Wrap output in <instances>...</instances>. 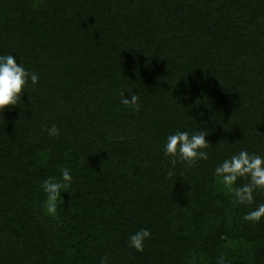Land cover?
<instances>
[{"label":"trees","instance_id":"obj_1","mask_svg":"<svg viewBox=\"0 0 264 264\" xmlns=\"http://www.w3.org/2000/svg\"><path fill=\"white\" fill-rule=\"evenodd\" d=\"M9 54L39 80L0 116V264H264V217L243 219L264 191L229 207L213 183L242 150L264 159V0H0ZM201 130L208 159L173 167L167 137ZM63 168L49 215L41 185ZM190 197L198 227L176 230ZM224 231L250 260L224 255Z\"/></svg>","mask_w":264,"mask_h":264},{"label":"clouds","instance_id":"obj_2","mask_svg":"<svg viewBox=\"0 0 264 264\" xmlns=\"http://www.w3.org/2000/svg\"><path fill=\"white\" fill-rule=\"evenodd\" d=\"M29 79L35 85L39 77L36 73H30L16 58L9 55H0V116L10 106L15 107L21 101L22 90H25ZM121 103L139 111L141 105L138 103L139 96L135 93L126 98L123 91L120 92ZM49 136H59L60 130L53 124L46 129ZM208 133L197 131L190 134L187 131H177L167 137L164 145V155L171 157V164L175 167L177 160L184 162L188 167H192L199 160H207L208 153L204 149L210 146L206 140ZM169 176L172 172L169 171ZM215 176L229 188L237 203H252L253 193L256 189L264 191V159L260 155L250 154L247 151H240L238 154L226 159L215 168ZM238 178H245L249 183L240 187H234ZM72 176L69 169H61V176L48 178L42 182V189L46 193L45 208L49 215L56 213L57 201L62 199L61 192L67 191L71 186ZM264 217V203L255 210H251L244 215L243 219L248 222L258 223ZM151 238V233L147 229H142L130 237L129 247L138 252H143L144 241ZM107 257H104L101 264H107ZM217 264H225V257L221 255L217 259Z\"/></svg>","mask_w":264,"mask_h":264},{"label":"rangeland","instance_id":"obj_3","mask_svg":"<svg viewBox=\"0 0 264 264\" xmlns=\"http://www.w3.org/2000/svg\"><path fill=\"white\" fill-rule=\"evenodd\" d=\"M214 183V187L217 191V195H229L230 196V202H231V206L229 207H235L237 206V202H234L235 201V197L233 195V193L229 190V188L227 186H225L221 180L219 178H216L215 181L213 182ZM234 187H236L234 185ZM182 193V191H181ZM179 193V194H181ZM182 195V194H181ZM189 195H187V197L185 198H188ZM192 199V197H190ZM187 200V207H181L180 209H178V211L173 215L172 218H174V224L173 226H175L176 230L182 228L183 230H186V229H190L192 226L194 228L198 227V223H196V221L194 222V216L193 215H197L200 211L198 209L195 208L194 204H196L194 202V200ZM194 212L196 214H194ZM193 213V214H192ZM230 213V218L231 216H233L234 212L232 210L229 211ZM229 228V231H231V226L228 227ZM224 237H225V241L226 243L224 244L225 245V249H226V252H224V255L225 254H230V255H233V256H239V257H247L248 260H250V256H252V253H253V246L251 245H246V244H236L233 240H231V234L228 233V232H225L224 231ZM204 259L200 260L201 262H203ZM200 262V263H201Z\"/></svg>","mask_w":264,"mask_h":264}]
</instances>
